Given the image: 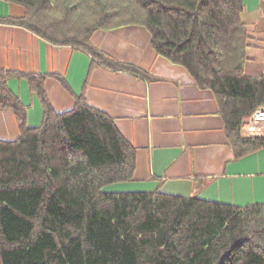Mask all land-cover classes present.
<instances>
[{
    "label": "trees",
    "instance_id": "16d2710c",
    "mask_svg": "<svg viewBox=\"0 0 264 264\" xmlns=\"http://www.w3.org/2000/svg\"><path fill=\"white\" fill-rule=\"evenodd\" d=\"M3 1L24 9L22 18L6 22L140 77L142 71L114 61L90 39L97 30L145 28L157 55L214 94L234 160L264 148V133L241 135L251 113L264 108V73H244L242 0ZM12 77L25 78L38 95V126H28L25 107L7 86ZM0 110L14 113L20 134L0 141V264H264L263 204L104 192L132 181L136 155L113 120L82 94L71 111L56 114L44 77L0 70Z\"/></svg>",
    "mask_w": 264,
    "mask_h": 264
},
{
    "label": "crops",
    "instance_id": "0c3cea01",
    "mask_svg": "<svg viewBox=\"0 0 264 264\" xmlns=\"http://www.w3.org/2000/svg\"><path fill=\"white\" fill-rule=\"evenodd\" d=\"M242 1L247 48L264 50V36H256L264 0ZM23 16L20 5L0 0V70L44 77V93L56 114L71 111L82 94L134 148L132 181L106 186L104 192H159L236 207L264 205V148L234 160L214 94L197 87L186 69L157 55L145 28L97 30L90 39L114 61L142 71L140 77L93 63L81 50L53 45L5 21ZM246 58V75L264 73V63H253L247 52ZM7 86L25 107L28 126H38L42 105L28 81L12 77ZM19 135L14 113L0 110V141L13 142Z\"/></svg>",
    "mask_w": 264,
    "mask_h": 264
},
{
    "label": "built area",
    "instance_id": "2783aa9c",
    "mask_svg": "<svg viewBox=\"0 0 264 264\" xmlns=\"http://www.w3.org/2000/svg\"><path fill=\"white\" fill-rule=\"evenodd\" d=\"M264 133V108L255 109L241 128L244 137H257Z\"/></svg>",
    "mask_w": 264,
    "mask_h": 264
},
{
    "label": "rangeland",
    "instance_id": "374dc122",
    "mask_svg": "<svg viewBox=\"0 0 264 264\" xmlns=\"http://www.w3.org/2000/svg\"><path fill=\"white\" fill-rule=\"evenodd\" d=\"M251 34L255 33V30H251V26H249ZM258 32L256 33V36H264V19L260 22L259 26H257ZM250 34V33H249ZM250 43L256 44L257 41L255 39H250ZM247 54L248 56L252 57L255 62L253 63H258L260 61L261 63H264V50L256 48L254 46H249L247 48Z\"/></svg>",
    "mask_w": 264,
    "mask_h": 264
}]
</instances>
